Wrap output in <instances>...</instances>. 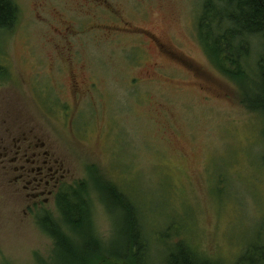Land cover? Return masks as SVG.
Masks as SVG:
<instances>
[{"label":"rangeland","instance_id":"rangeland-1","mask_svg":"<svg viewBox=\"0 0 264 264\" xmlns=\"http://www.w3.org/2000/svg\"><path fill=\"white\" fill-rule=\"evenodd\" d=\"M11 1L0 135L41 134L104 251L121 245V212L92 171L136 206L153 264L179 243L215 264L264 248V120L247 103L254 73L243 70L240 87L223 59H209L196 31L206 0ZM252 42L246 65L257 58ZM10 177L0 176V264H66L39 224L63 222L56 199L30 210Z\"/></svg>","mask_w":264,"mask_h":264},{"label":"trees","instance_id":"trees-1","mask_svg":"<svg viewBox=\"0 0 264 264\" xmlns=\"http://www.w3.org/2000/svg\"><path fill=\"white\" fill-rule=\"evenodd\" d=\"M17 19L18 9L13 2L0 0V31H11ZM199 30L205 36L206 48L201 45L209 59L217 67L223 59L232 69L225 75L234 84L245 86L247 79L243 70L248 72V66L252 65L255 85L247 96V103L264 120V0H206L196 26L197 33ZM252 40L259 46L257 58L246 65L251 56ZM91 178L108 204L121 212V229L118 231L121 245L105 251L104 247L102 249L90 228V215L85 201L78 191L66 187L56 198L63 222L51 221L46 215L39 220L40 226L55 239L54 257H62L66 264H101L102 261V264H153L148 236L142 233L144 222L134 203L120 194L111 182H103L95 171H92ZM63 228H68L72 234L66 235ZM72 243H76L75 247ZM184 244H175L167 250L161 264H215ZM258 251L262 253L254 261ZM260 262L264 264V248L254 247L247 250L236 264Z\"/></svg>","mask_w":264,"mask_h":264},{"label":"flooded vegetation","instance_id":"flooded-vegetation-1","mask_svg":"<svg viewBox=\"0 0 264 264\" xmlns=\"http://www.w3.org/2000/svg\"><path fill=\"white\" fill-rule=\"evenodd\" d=\"M151 39L158 47L155 39ZM7 136L0 135V176L3 173L11 178L13 174L10 184L16 191L25 193L28 209L46 207L67 186L64 184L67 172L60 156L34 130L16 136L11 132Z\"/></svg>","mask_w":264,"mask_h":264}]
</instances>
